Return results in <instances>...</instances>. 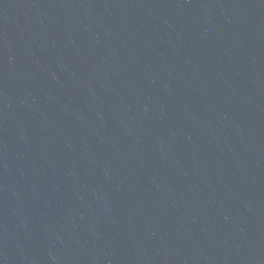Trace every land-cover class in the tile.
Masks as SVG:
<instances>
[{"label":"water","instance_id":"1","mask_svg":"<svg viewBox=\"0 0 264 264\" xmlns=\"http://www.w3.org/2000/svg\"><path fill=\"white\" fill-rule=\"evenodd\" d=\"M0 264H264V0H0Z\"/></svg>","mask_w":264,"mask_h":264}]
</instances>
